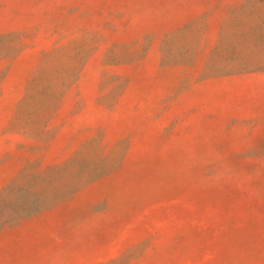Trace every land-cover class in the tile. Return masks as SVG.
<instances>
[{"label":"rangeland","instance_id":"rangeland-1","mask_svg":"<svg viewBox=\"0 0 264 264\" xmlns=\"http://www.w3.org/2000/svg\"><path fill=\"white\" fill-rule=\"evenodd\" d=\"M0 264H264V0H0Z\"/></svg>","mask_w":264,"mask_h":264}]
</instances>
